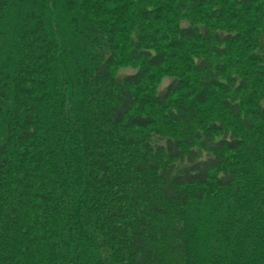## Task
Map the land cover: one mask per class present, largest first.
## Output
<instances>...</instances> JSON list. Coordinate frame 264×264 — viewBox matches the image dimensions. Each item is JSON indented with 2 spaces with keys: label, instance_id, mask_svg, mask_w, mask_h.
Here are the masks:
<instances>
[{
  "label": "trees",
  "instance_id": "obj_1",
  "mask_svg": "<svg viewBox=\"0 0 264 264\" xmlns=\"http://www.w3.org/2000/svg\"><path fill=\"white\" fill-rule=\"evenodd\" d=\"M255 2L239 0V5L251 6ZM5 8L6 0H0V15ZM181 36L207 44L216 42L220 46L242 42L241 36L213 35L208 27L184 29ZM15 49L12 55L18 57L19 49ZM215 53L220 57L227 55L225 50ZM132 57L146 64V69L137 75L115 79L113 55L102 59L89 74L90 82L100 93L104 92V85L112 83L117 88L108 98L112 104L102 111L107 135L119 136L127 122L133 130L150 129L154 122L150 118L132 117L133 112L138 108L144 112L149 105L165 106L184 91L182 85L175 82L159 97L141 104V97L134 91L152 78L153 71L163 69L166 60L164 54L154 57L138 49L133 51ZM3 64L0 62V72L5 70L8 76H0V88L1 84L6 85L1 92L5 103L0 107V124L8 125L11 136H7L4 143L0 139V147H3L0 153V264H264V174L262 167L252 164V153L258 151L254 144L231 134L224 124H212L205 133L198 131L197 112L182 106L176 120L185 128L181 140L167 139L155 148L157 157L167 156L174 164L159 171L155 169L152 180L153 170L136 165L144 186L140 197L147 196L143 198L149 204L148 210L141 212L136 224L127 219L124 214L127 209L109 211L106 219L111 221V232L106 235L101 220L87 209V203L73 197L74 192L67 188L64 178H49L45 182L50 183L45 187L40 181L44 172L26 167V162L37 156L34 148L47 149L46 141L40 140L41 144L34 145L45 103L43 99L36 100L35 106L25 105L24 112H19V107L14 111L15 106L6 101L9 88L18 102L23 97L33 99L34 93L26 92L22 84V89L19 88V65L12 75L14 66L1 68ZM197 72L210 77L205 91L198 97L201 105H208L214 90H225L224 82L218 80L216 73L225 75L227 70L205 61ZM72 87L78 90L73 84ZM67 90L74 100V90L71 86ZM249 91L248 85L243 84L238 93ZM220 105L232 119L243 121L250 133L258 130V122L264 121V105H253L250 111L244 109L243 102L224 101ZM78 113L81 120L88 119L83 111ZM120 138L123 146L131 145L127 136L120 135ZM147 147L150 148L149 144ZM260 148L264 161V142ZM229 154H235L236 163ZM64 157H71V153ZM46 161L45 168L52 174L49 165L54 164ZM89 164L82 162L80 168L84 173L75 178V182L79 179L81 185L85 182L93 185L95 174ZM101 166L104 179L115 176L120 180L118 191L126 198L127 180L109 164ZM102 184L110 187L109 182ZM98 185L95 180L94 186ZM92 190L93 187L89 188L83 200L91 201L99 215L105 217L111 203L91 200L90 196L98 195ZM134 208L129 205L130 211ZM157 220L163 226L157 224Z\"/></svg>",
  "mask_w": 264,
  "mask_h": 264
},
{
  "label": "rangeland",
  "instance_id": "obj_2",
  "mask_svg": "<svg viewBox=\"0 0 264 264\" xmlns=\"http://www.w3.org/2000/svg\"><path fill=\"white\" fill-rule=\"evenodd\" d=\"M255 1L251 6H240L239 0H6L5 11L0 15V62L4 63L1 68L14 66L13 75L19 65V88L22 89V84L26 92L34 93L33 99L23 97L18 102L9 88L6 101L15 106L14 111L19 107V112H24L25 105L35 106L36 100L43 99L45 103L34 145L46 141L47 149L34 148L37 156L27 161L26 167L44 172L40 181L45 187L50 183L45 182L49 178H64L67 188L74 192L73 197L87 203V209L101 220L107 235L111 232V221L106 219L109 211L127 209L124 212L127 219L135 222L142 211L148 210L149 204L143 198L147 196L140 197L144 186L136 165L154 172L174 164L167 156L157 157L155 148L167 139L181 140L185 128L176 120L181 115V107L186 106L197 112L198 131L205 133L212 124H224L231 134L254 144L259 152L252 153V164L262 167L264 174L260 148L264 142V121L258 122V130L250 133L243 121L232 119L220 105L224 101L243 102L246 111L253 110L256 104L264 105V0ZM191 27H208L213 35L241 36L242 42L220 46L216 42L183 39L181 31ZM15 47L19 49L18 57L12 55ZM136 49L150 52L154 57L164 54L166 60L163 69L153 71L152 78L134 91L141 97V104L159 97L175 82L184 91L165 106L149 105L144 112L141 108L135 110L132 117L150 118L154 124L148 130H133L127 122L119 131L131 144L126 147L120 135L105 133L108 127L102 117V111L112 104L108 98L117 92L116 86L104 85V92L100 93L90 82L89 74L102 59L113 55L115 79L137 75L146 69V64L133 59ZM216 50H225L226 57L218 56ZM205 61L215 67L224 66L227 72L221 76L216 73L218 80L224 82L225 90H214L211 102L201 105L198 97L205 91L210 77L207 73H198L197 68ZM0 76L8 75L1 70ZM75 76L80 78L77 82ZM243 84L250 91L238 93ZM5 86L1 84L0 94ZM70 86L76 96L74 100L66 92ZM227 87L233 91L229 92ZM4 103L2 96L0 107ZM80 111L86 113L87 120H81ZM2 124L0 139L4 143L11 136V129ZM70 153L71 157H64ZM228 156L234 159L235 154ZM46 159L57 165H49L52 174L45 168ZM84 161L91 163L89 167L95 174L92 179L98 187L90 182L81 185L79 179L75 182L84 173L80 168ZM232 162L236 163V159ZM103 163L116 168L122 179L127 180L126 198L118 191L120 180L115 176L109 180L103 178ZM154 175L155 172L150 180ZM102 182H109L110 187L103 186ZM92 187L98 195L90 196L91 200L111 203L105 217L99 215L91 201L83 200ZM129 205L135 208L130 211ZM157 224L163 226L158 220Z\"/></svg>",
  "mask_w": 264,
  "mask_h": 264
}]
</instances>
